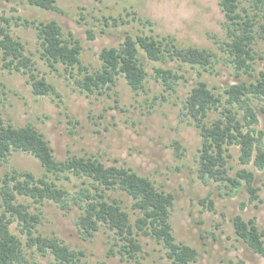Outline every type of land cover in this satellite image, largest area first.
Returning <instances> with one entry per match:
<instances>
[{"label":"rangeland","instance_id":"rangeland-1","mask_svg":"<svg viewBox=\"0 0 264 264\" xmlns=\"http://www.w3.org/2000/svg\"><path fill=\"white\" fill-rule=\"evenodd\" d=\"M56 2L59 10L34 6L29 0H0V29H5L23 42L26 54L35 63L36 72L53 83L58 93L34 94L26 70L10 69L0 63V112L5 123L35 126L49 140L58 159L73 155L99 156L107 165L130 166L139 174L151 178L159 187L172 191L175 194L170 217L173 233L177 242L198 250V258L193 264H264L263 255L254 252L236 237L230 220L232 216L241 214L245 219L255 218L260 226H264V181L261 172L252 164H240L239 146L232 145L229 148L232 154L229 158L233 167L231 174H236L241 167L255 171L260 200L249 201L244 186L228 196L224 195L225 188L218 182L200 179L196 161L201 137L192 117L183 107L184 99L199 78L220 90L235 81H251L254 78L246 73L238 78L236 70L224 63V58L215 64L218 73L204 72L201 77L195 68L187 64L180 67L177 62L170 61L165 66H171L187 77L174 93L164 90V86L152 75L146 83V90L134 91L126 79L118 75L111 89L88 92L75 81L78 67L73 69V76L63 64L58 63L53 69L40 59L39 38L33 25V20L55 19L64 31L72 30L83 43L81 60L90 70L101 67L99 52L103 47L118 45L127 33L144 30L159 37L171 34L180 45L209 47L221 54L223 50L218 42L227 37V32L219 0ZM244 7L257 20L252 64L255 67L253 73L258 75L264 63V19L261 12L246 0L239 8L243 15H246ZM134 14L142 20H129L117 27L106 25L104 19L109 15L131 19ZM147 19L151 22L144 25L142 21ZM89 29L94 30V39L88 38ZM145 62L151 71L154 65L163 64L148 59ZM262 103L260 100L253 103L258 113L254 126L264 132ZM242 113L239 112V116ZM216 115L211 112L209 120ZM175 141L185 148L184 155H177ZM12 170L32 171L36 176L44 172L39 160L32 154L13 150L6 159H0V188L1 178ZM56 182L72 195L83 186L82 179L73 175L62 176ZM113 194L124 198L130 207L132 200L125 193L115 191ZM205 197L214 200L213 210L200 203V199ZM18 200L28 204L31 211L40 213L36 235L59 237L71 248L84 250L82 259L89 264H136L135 259L122 258L120 245L116 244V241H122L117 240L114 232L104 225L92 236H84L76 224L81 212L77 203L71 202L70 209H63L52 200L34 202L24 196H18ZM129 212L133 218L134 211L129 208ZM11 230L23 241L29 264H60L51 253L43 254L29 247L17 221L12 222ZM139 239L143 249L138 258L143 264H171L162 244L149 236L140 235ZM112 246L115 253L109 251Z\"/></svg>","mask_w":264,"mask_h":264},{"label":"trees","instance_id":"trees-1","mask_svg":"<svg viewBox=\"0 0 264 264\" xmlns=\"http://www.w3.org/2000/svg\"><path fill=\"white\" fill-rule=\"evenodd\" d=\"M261 12L264 19V0H246ZM30 4L45 9L59 10L56 0H29ZM243 0H219L224 14V28L227 37L218 42L223 52L198 45H180L177 39L167 34L159 37L144 31L127 33L118 45L105 46L99 52L101 67L90 70L83 65L81 53L83 43L72 30L64 31L55 19L33 20L39 38V57L51 68L63 64L66 71L74 76L73 69L78 67L75 81L88 92H104L116 83L118 75L123 76L134 91L146 90V83L152 75L170 94L178 90L179 84L187 80L186 74L171 66L174 61L195 68L199 77L204 72L218 73L215 64L224 58V63L236 70V75L244 73L252 76L251 81L239 80L227 84L221 90L210 87L202 78L197 79L183 101L185 112L189 114L201 137L197 155L198 177L203 181H215L225 188V194L234 195L244 186L249 201L260 200V187L255 185L256 172L241 167L231 174L229 164L232 154L229 148L239 146L240 164H252L257 168L264 181V132L256 130L258 113L253 103L260 100L264 113V63L255 75L253 43L256 16L240 8ZM127 14H131L128 12ZM106 25L120 26L129 20L141 19L133 15L131 19L122 16H104ZM151 22L144 20L142 23ZM88 38L94 39V30L87 31ZM25 45L5 29H0V63L10 69L25 70L29 73L32 91L38 95L58 94L53 83L36 72L31 56L26 54ZM224 54V55H223ZM223 56V57H222ZM145 59L161 62L152 71ZM83 75L80 77L79 75ZM2 83L0 81V88ZM217 91H216V90ZM243 111L241 116L239 112ZM211 112L217 115L209 120ZM177 155H184L185 148L175 141ZM24 151L36 157L44 172L36 176L32 171L12 170L6 172L0 188V264H29L25 257L23 241L11 230L17 221L20 231L26 235V244L46 254L51 253L60 264H89L84 261V250L71 248L59 237H47L35 231L41 221L39 212L30 210L29 205L18 200V196L30 198L34 202L52 200L63 209H70L71 202L81 210L76 221L78 229L85 237L92 236L102 225L112 230L119 244L122 258L135 259L143 264L138 253L143 249L139 236H149L163 245L171 264H193L198 258V250L189 244L177 242L170 220L175 204V194L159 187L148 176L139 174L126 165H107L99 156L73 155L58 159L45 135L32 124L15 126L5 123L0 112V159L4 160L13 151ZM81 178L83 186L74 195L57 185L62 176ZM54 176V177H51ZM125 193L132 202L126 205L124 198L113 192ZM208 209H214L210 197L200 199ZM245 206L244 203L241 204ZM129 208L134 211L132 218ZM236 237L254 252L264 256V226L255 218L245 219L241 214L231 217ZM115 253L114 247L109 248ZM134 264V263H130Z\"/></svg>","mask_w":264,"mask_h":264}]
</instances>
